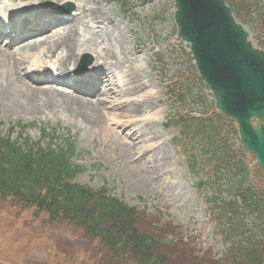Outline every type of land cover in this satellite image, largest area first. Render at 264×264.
<instances>
[{
    "label": "rangeland",
    "instance_id": "obj_1",
    "mask_svg": "<svg viewBox=\"0 0 264 264\" xmlns=\"http://www.w3.org/2000/svg\"><path fill=\"white\" fill-rule=\"evenodd\" d=\"M259 1L264 7V0ZM6 2L10 5L29 4L37 9L70 6L68 8L74 9L72 16L80 18L84 25L89 17L81 15V5L88 13L90 8L103 9L108 19L117 26L116 32L121 36L125 53L115 60L113 55L119 51V46L110 41L103 45L101 43L98 47H106V53L84 54L75 67H79L88 55L93 61L92 65L104 64L105 70L106 67L111 68L112 74L109 71L106 73L109 77L120 72L129 80L133 76V64L136 68H143L147 88L127 96V87L120 84V97L106 98L110 103L106 106L107 109L96 114L95 124L86 130L61 112L34 119L18 118L5 113L0 104V130L3 135L10 133L11 139L17 140L21 133L20 127H25L26 132L23 135L37 143L41 142L43 128L55 130L57 135L63 137L69 134L75 143L73 163L85 170L78 182L93 188L106 184L112 188L114 196L138 207L143 214L147 208V217L144 216V220H150V216L153 219L157 217V222H161L160 225L165 227L158 234L160 237L173 239L175 235H181L180 230L184 227L188 237L175 238L172 245L161 247L173 263L195 264L192 252L195 255H203V250L209 248H212L214 253H224L228 248L227 243L216 235L213 218L206 210L200 192L194 185L193 176L184 165L181 155L183 147H178L175 143L177 132L174 128L167 127L169 105H172V102L167 101L166 85L178 83L181 78L193 80L197 77L187 57L188 45L177 37L173 0H129L127 7L119 0H95L94 5L89 0ZM237 20L249 32L252 42L264 50V33L257 23H246L240 17H237ZM82 27L81 25L79 29L82 30ZM60 66L65 68L61 63ZM25 73L28 74V66ZM31 81L32 86L39 87ZM130 90L132 94L133 87ZM203 94L208 100H212L209 90H204ZM103 100L104 97H101L100 101ZM138 107L142 108L140 116H137ZM190 109L195 108L191 106ZM178 111H183L181 106L174 109L173 114ZM128 122L130 125L138 123L137 147L133 146L134 141L129 136L132 131L127 129ZM147 133L150 137H145ZM154 137H157L154 143H146ZM41 145L45 147L46 141L41 142ZM125 147L133 150L128 158L122 156L119 151ZM156 158L158 166L155 164ZM156 171L159 173L154 175L153 172ZM202 171V176H206L208 170ZM160 174L165 176L164 179L157 176ZM13 213L15 212L11 213L6 205L0 202V264H118L97 242L89 243L82 232L73 227H46L40 220L44 216L40 219L34 218L33 210L21 213L19 218ZM168 225H175L177 230L169 232ZM144 227L146 230L151 229L146 224ZM67 241H71L74 246L71 247L73 254L66 250V254L62 255L61 248L67 247Z\"/></svg>",
    "mask_w": 264,
    "mask_h": 264
},
{
    "label": "trees",
    "instance_id": "obj_2",
    "mask_svg": "<svg viewBox=\"0 0 264 264\" xmlns=\"http://www.w3.org/2000/svg\"><path fill=\"white\" fill-rule=\"evenodd\" d=\"M119 1L125 7L129 2ZM227 2L237 17L252 25L257 23L264 33L262 2ZM194 87L186 82L180 87V102L198 98L193 94ZM204 115L193 119L183 115L172 119L169 126L178 128L180 140L199 146L196 153H190L191 172L199 175L201 171L198 155L209 158L205 163L209 168L207 179H199L196 186L204 190L216 235L230 246L217 264H264V175L249 168L243 151L229 144L230 134L236 135L233 122L216 113ZM20 128L17 140L0 130V202L15 212L16 218L33 210L34 218L44 216L40 220L46 227H73L89 243L97 242L118 264H175L161 247L166 248L175 238L183 239L185 235L160 237L158 234L165 227L157 222V217L144 220L147 208L143 214L138 207L114 197L113 190L105 184L93 188L78 182L85 171L73 163L75 143L70 136L43 128L41 142L46 141V146L42 147L40 141L33 143L23 135L25 127ZM225 193L227 197H223ZM144 224L151 229L146 230ZM167 227L169 232L177 230L175 225ZM66 246L61 248L62 255L66 250L73 254L71 241Z\"/></svg>",
    "mask_w": 264,
    "mask_h": 264
},
{
    "label": "bare ground",
    "instance_id": "obj_3",
    "mask_svg": "<svg viewBox=\"0 0 264 264\" xmlns=\"http://www.w3.org/2000/svg\"><path fill=\"white\" fill-rule=\"evenodd\" d=\"M89 1L94 5L95 0ZM80 9L83 17H89L85 25L77 17L52 26H50L51 23H47L40 27L37 33L25 40V43L16 44L11 48L0 45V104L5 113L15 115L18 118L34 119L61 112L76 121L83 130H86L95 124L94 116L107 109L106 106L110 104L107 99H118L120 97L118 95L120 84H122V87H127V96L134 95L137 91L147 88L143 68H136L133 64V76L129 80L120 72L118 74L113 73L109 77L106 73L109 71L112 74L111 68L106 67L105 70V65L102 64L104 68L97 70V77L101 81L102 89L100 91L96 90L95 93L93 91L94 95L92 97H88L89 95L83 94L81 91L58 88L57 85L50 83H43L40 87H34L30 84V76L25 73L26 66H30L28 71L31 74H37L38 76H42L45 69L60 66L59 63L63 67H66V65L75 67L79 58L84 54L103 55L106 53L108 49L106 47L100 48L98 44L102 43L103 45L109 41L119 46V51L113 55L115 60L120 59L119 55L125 53L121 44V36L116 32L117 26H114V22L108 19L103 9L90 8V14L83 5ZM27 14L33 15L32 19L38 17L37 13L34 12V7L29 4L10 5L6 0H0V22L9 23L14 17L22 18L23 15ZM81 25L83 26L82 30L79 29ZM120 61L122 63V60ZM124 64H127V62H124ZM56 71L61 72L62 70L59 68ZM49 78L53 82L70 81L66 80L68 77L58 74L57 76L51 75ZM76 79L79 80L80 78ZM131 87H133L132 94ZM101 97H104L103 101H100ZM136 111L137 116H140L142 108L138 107ZM137 125L138 123L130 125V122L127 124V129L130 132L132 131L129 136L134 141L133 146L136 147L139 141V132L136 130ZM147 136L150 137V134L147 133L145 137ZM156 139L157 137L148 139L146 143H154ZM119 151L122 156L128 158L133 150L125 147ZM157 163L158 158L155 161L158 166ZM157 172L159 173V171H156L153 174L155 175ZM157 176L162 179L165 177L162 174Z\"/></svg>",
    "mask_w": 264,
    "mask_h": 264
},
{
    "label": "water",
    "instance_id": "obj_4",
    "mask_svg": "<svg viewBox=\"0 0 264 264\" xmlns=\"http://www.w3.org/2000/svg\"><path fill=\"white\" fill-rule=\"evenodd\" d=\"M174 2L178 37L190 44L217 108L236 121L244 151L264 172V51L249 40L226 0Z\"/></svg>",
    "mask_w": 264,
    "mask_h": 264
}]
</instances>
